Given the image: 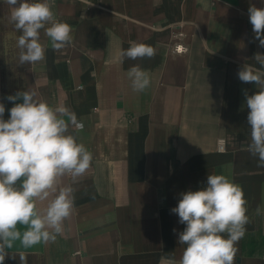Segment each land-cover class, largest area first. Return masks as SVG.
Wrapping results in <instances>:
<instances>
[{"label": "crops", "instance_id": "crops-1", "mask_svg": "<svg viewBox=\"0 0 264 264\" xmlns=\"http://www.w3.org/2000/svg\"><path fill=\"white\" fill-rule=\"evenodd\" d=\"M56 19L71 26L72 41L60 51L46 46L43 61L21 66L12 6L0 2V103L4 119L18 91L64 104L83 124L73 132L93 154L89 170L73 187L74 212L54 243L9 249L4 264H163L177 261L186 225L171 212L180 193L206 186L208 174L240 185L250 222L236 247L234 264H264V167L242 149L250 140L242 65L260 69L253 57L250 4L264 0H50ZM182 29L186 54L170 50ZM132 42L152 45V59H125ZM139 65L151 77L133 91L126 73ZM22 102V101H17ZM71 131V129H70ZM224 138L226 152L217 151ZM63 177L60 186L71 184ZM46 202L38 203L43 209ZM21 231L23 226H18ZM176 229V232H173Z\"/></svg>", "mask_w": 264, "mask_h": 264}, {"label": "clouds", "instance_id": "clouds-1", "mask_svg": "<svg viewBox=\"0 0 264 264\" xmlns=\"http://www.w3.org/2000/svg\"><path fill=\"white\" fill-rule=\"evenodd\" d=\"M6 3L12 6L10 22L21 33L16 43L21 66L45 59L42 29L54 51L70 45L71 26L56 19L50 0ZM247 12L254 40L264 47V7L250 4ZM155 55V47L138 42L119 52L121 63L126 58L152 59ZM253 60L260 69L244 64L237 73L241 82L258 89L251 95L244 91L250 140L242 149L257 158L258 167H264V54L257 52ZM126 75L137 93L151 85L150 74L139 65L130 67ZM35 97V92L26 90L8 95L6 99L14 106L7 120L5 105L0 103V264L6 257L16 258L8 250L17 241L31 248L54 243L64 233L65 222L74 212L73 185L93 161V154L73 134L83 130L76 115L64 104L50 105ZM66 176L72 183L60 186ZM43 202L46 206L41 209L38 203ZM246 203L242 187L223 174H208L205 187L180 193L171 212L186 225L178 233V243L184 248L178 261L169 256L162 258L163 264H234L236 244L250 222ZM19 262L27 264L23 253Z\"/></svg>", "mask_w": 264, "mask_h": 264}, {"label": "built area", "instance_id": "built-area-1", "mask_svg": "<svg viewBox=\"0 0 264 264\" xmlns=\"http://www.w3.org/2000/svg\"><path fill=\"white\" fill-rule=\"evenodd\" d=\"M3 0H0V2ZM186 34L182 29L174 32L173 42L171 43L170 50L175 54H186L189 52V46L185 43ZM227 143L224 138H221L217 142V151L222 153L226 152Z\"/></svg>", "mask_w": 264, "mask_h": 264}]
</instances>
